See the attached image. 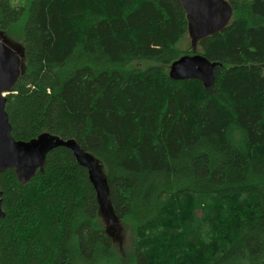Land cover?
<instances>
[{
    "label": "trees",
    "instance_id": "1",
    "mask_svg": "<svg viewBox=\"0 0 264 264\" xmlns=\"http://www.w3.org/2000/svg\"><path fill=\"white\" fill-rule=\"evenodd\" d=\"M199 43L215 83L174 81L193 55L178 0H0V33L27 14L12 135L73 139L98 163L134 264H264V0H228ZM1 35V34H0ZM0 264H113L87 169L58 147L28 183L0 175Z\"/></svg>",
    "mask_w": 264,
    "mask_h": 264
},
{
    "label": "water",
    "instance_id": "2",
    "mask_svg": "<svg viewBox=\"0 0 264 264\" xmlns=\"http://www.w3.org/2000/svg\"><path fill=\"white\" fill-rule=\"evenodd\" d=\"M187 16L188 36L193 55H185L176 60L169 70L174 81L197 80L206 88L215 81V68L219 65L198 53L199 43L222 33L232 22L234 9L228 0H178ZM0 35V175L8 169L16 171L18 179L28 183L39 170L45 167L47 156L58 147H66L74 153L78 163L85 167L94 184L101 202V210L107 212L113 222V214L108 201L107 184L96 160L86 153L78 143L65 140L51 133H43L30 141L16 140L6 111L7 95L17 84L23 69V57ZM5 217L2 209L0 189V219Z\"/></svg>",
    "mask_w": 264,
    "mask_h": 264
},
{
    "label": "rangeland",
    "instance_id": "3",
    "mask_svg": "<svg viewBox=\"0 0 264 264\" xmlns=\"http://www.w3.org/2000/svg\"><path fill=\"white\" fill-rule=\"evenodd\" d=\"M31 0H12L14 5L17 6H25L27 7ZM27 14L23 15L18 23H16L7 34L0 33L4 38V41L13 45L15 49L22 54V36H23V26L26 21ZM189 43L191 44V40L189 38ZM114 217V216H113ZM102 219L106 223V226L110 230L111 234L114 237L115 247L118 251L116 255L115 262L113 264H134L132 251H133V237L134 234L132 232V227L129 225H123L117 223L115 218H113V222L110 221V218L107 212L102 211Z\"/></svg>",
    "mask_w": 264,
    "mask_h": 264
}]
</instances>
